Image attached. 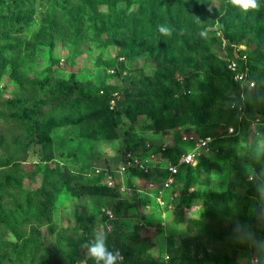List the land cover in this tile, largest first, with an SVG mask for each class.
I'll return each instance as SVG.
<instances>
[{"label": "rangeland", "instance_id": "obj_1", "mask_svg": "<svg viewBox=\"0 0 264 264\" xmlns=\"http://www.w3.org/2000/svg\"><path fill=\"white\" fill-rule=\"evenodd\" d=\"M66 1L52 11L50 0H23L6 9L13 26L0 31V264H96L88 248L102 238L110 249L117 228L125 254L115 264H192L196 245L200 261L264 264V67L254 66L249 121L238 137L224 136L238 123L227 110L230 45L261 61L254 53L259 27L227 35L221 18L230 0H173L187 13L173 40L159 30L171 29L170 2L162 0L163 24L153 29L143 16L140 29L129 17L118 39L103 25L106 1ZM140 5L114 7L130 15ZM150 9L145 0L142 13ZM41 105L32 141L27 121ZM203 133L218 138L215 150L178 178L171 211L143 194L156 173H115L124 139L130 152L146 156L176 146L182 134ZM260 204L252 244L248 223Z\"/></svg>", "mask_w": 264, "mask_h": 264}, {"label": "trees", "instance_id": "obj_2", "mask_svg": "<svg viewBox=\"0 0 264 264\" xmlns=\"http://www.w3.org/2000/svg\"><path fill=\"white\" fill-rule=\"evenodd\" d=\"M23 0H0V12L4 15V17L0 16V31H3L4 29H9L12 28L13 23L11 20L7 19V10H11V9H16L18 7V3L22 2ZM61 0H50V5H51V9L52 11H56V10H60V6L61 4L59 3ZM106 1V4H109L111 6V10L108 13L107 19L103 20V25H105L106 29H109L111 31V33L113 34L112 36L114 38H118L120 39L121 37H123V32L125 30V26L126 23L128 21V18L130 17L131 19L134 20V23L136 25V27H139L140 29L142 28V17L145 16L149 18L150 22L153 25V29L155 28V25H159V24H163V17L161 15V13L158 11L157 4L162 1V0H149L150 1V5H151V9L150 11L146 12V13H142L141 9H142V3L145 0H135L136 2L140 3L141 5L139 6V9L137 12L135 13H131L130 15L127 14L126 9H116L114 7V4H116L117 2L120 1H125V0H103ZM130 1V0H127ZM169 3V8L168 11L166 13V15L170 18L169 24H167L168 26H170V31L172 32V36H173V40L183 32L182 28L185 25V21H187V13L185 12V9H180L176 6L173 5L174 1L173 0H166ZM68 2L67 5L69 3H74L75 1L73 0H69L66 1ZM258 3L260 5L259 9H249L247 11L243 10V8L240 5L234 4L233 0H230L225 13L223 15V17L221 18V27L224 30V32L227 35H232L235 33L236 30L240 29L241 33H245L248 32L250 30H254L255 28L259 27V31L260 32V37L258 35H256V50L254 53H258L260 54L263 58L261 59V61L256 62L255 60H253L251 58V56L248 53H242L245 55L246 57V63L249 67V73H250V78L252 81H257V78L255 77V70H254V66H257L258 68H263L264 67V37L261 36V33H263V29L264 27L263 22H264V0H258ZM7 9V10H6ZM11 10V11H14ZM160 13V14H159ZM221 27H219V30H221ZM185 32V31H184ZM153 35V32L148 33L147 35H145L144 37H142V41H144L142 44H144L145 42H148L147 40H150L149 37ZM219 39V38H218ZM220 41V39H219ZM239 42V41H238ZM165 46V42H160V47L163 48ZM230 57L233 59H236L233 57L231 50H230ZM4 59V58H3ZM2 58H0V62H1ZM237 60V59H236ZM227 74H228V79L231 82L232 85V93H233V99L231 100V102L229 103L227 110L229 112V114L232 117H235V113L230 109V104L237 101L238 97H239V85L237 83H235L232 79V75L231 73L227 70ZM49 92V88L48 85L44 87V89L40 92V97L41 98H45L48 95ZM250 91H246V111H248V105H249V99H250V93H248ZM252 92V91H251ZM70 95V93H67ZM108 99V98H106ZM110 100V99H109ZM43 108V106L41 105L39 107V109L37 110V116L32 118L31 120L27 121L28 127L30 129V137L31 140H35L36 139V130L33 126V124L38 121L41 117L40 113H41V109ZM232 125V124H229ZM244 130V129H243ZM199 136H207L209 134H197ZM240 135V133L235 136L238 137ZM261 141H264V130H261ZM255 144H258V140L254 141ZM169 149L167 150V152L164 154V157L170 159V160H175V158L177 159L181 153L180 148L178 146H174V147H168ZM122 152L120 157L123 156L124 152L129 151L130 149H128V145H127V141L126 139L123 140L122 142ZM186 194V193H185ZM215 201V200H213ZM243 200H241L240 202H243ZM119 204H121L123 201H117ZM238 203V205H240L241 203ZM263 206L260 204V215H256V217L250 221L248 223V229L250 231L251 234V243L253 244L254 241L256 240V232H255V228L257 223L260 222L261 220V212H262ZM212 220V219H211ZM209 228V227H207ZM123 232L121 231V229L117 228L115 229L110 236L109 239V244H110V249H108V252H111L113 254V256H115L116 258H118V256H124L125 254V245L122 241V236H123ZM222 236H219V239L221 240ZM221 245L223 244H219L217 245L218 250H222L223 254H225L223 247H221ZM201 248V245H196L194 247V260L192 264H221L220 260H204V261H200L196 259V256H198L200 254L199 250ZM189 247H187V252ZM14 255H18L19 251H15L14 249L11 250ZM228 254L230 255V253L232 252L231 250L227 249ZM117 253H119V255H117ZM2 259V254L0 253V262Z\"/></svg>", "mask_w": 264, "mask_h": 264}, {"label": "built area", "instance_id": "obj_3", "mask_svg": "<svg viewBox=\"0 0 264 264\" xmlns=\"http://www.w3.org/2000/svg\"><path fill=\"white\" fill-rule=\"evenodd\" d=\"M216 36L222 39L220 31H216ZM223 40V39H222ZM230 50L234 58L227 59V70L231 73L232 79L239 85V97L237 101L230 104V109L235 113V117L238 120L236 125H228L225 128L224 136L235 137L240 132V125L243 121H249L246 111V91L253 90L255 88L254 81L250 78L249 67L246 63V57L242 54L245 49L242 46L230 45ZM218 138L207 135L199 136L197 134H182L179 137L178 146L180 143L188 144L187 151L180 150L179 157L175 160L163 158L162 156L167 152L166 146L159 147L158 149L151 148L143 156L141 152H124L120 157L119 169L115 171L117 175L126 177L132 173H139L141 175H148L156 173L159 176L156 179L150 180L147 184L148 192L143 194L150 197L162 210H173L179 195L176 192L178 189V178L180 176L185 177L187 170L190 167H195L198 160L202 156L211 155L216 146ZM168 148V147H167ZM157 160L164 162L163 166H156ZM111 180V177H108ZM109 187H114L111 182L108 183ZM101 213L111 215L109 211L101 209ZM254 262H257L255 260Z\"/></svg>", "mask_w": 264, "mask_h": 264}, {"label": "clouds", "instance_id": "obj_4", "mask_svg": "<svg viewBox=\"0 0 264 264\" xmlns=\"http://www.w3.org/2000/svg\"><path fill=\"white\" fill-rule=\"evenodd\" d=\"M233 3L240 5L245 11L249 9L258 10L260 7L258 0H233ZM159 30L164 34H170V29L168 28L160 27ZM201 35L203 36L205 34L201 33ZM88 254L96 261V264H99L100 261H103L104 264H115L116 257L113 256L111 252H108L102 238L98 239L95 244L88 248ZM117 255H119V253H117Z\"/></svg>", "mask_w": 264, "mask_h": 264}]
</instances>
